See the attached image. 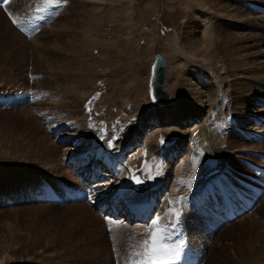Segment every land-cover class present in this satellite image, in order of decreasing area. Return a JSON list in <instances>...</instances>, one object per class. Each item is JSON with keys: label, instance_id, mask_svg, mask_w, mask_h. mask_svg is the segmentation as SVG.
I'll return each instance as SVG.
<instances>
[{"label": "rangeland", "instance_id": "374dc122", "mask_svg": "<svg viewBox=\"0 0 264 264\" xmlns=\"http://www.w3.org/2000/svg\"><path fill=\"white\" fill-rule=\"evenodd\" d=\"M43 6L0 3V264H134L156 217L168 243L190 242L183 264H264V0ZM211 27L222 37L209 41ZM155 54L163 104L148 93ZM91 141L107 149L88 180L73 165L87 162ZM107 157L132 196L150 200L147 219L102 210ZM223 189L248 195L230 222L205 212L206 192Z\"/></svg>", "mask_w": 264, "mask_h": 264}, {"label": "bare ground", "instance_id": "6f19581e", "mask_svg": "<svg viewBox=\"0 0 264 264\" xmlns=\"http://www.w3.org/2000/svg\"><path fill=\"white\" fill-rule=\"evenodd\" d=\"M221 6H222V3H221ZM206 28H204V30H202L203 31V33L206 35V37H207V39L210 41V38L211 37H213V38H215V39H217V37L219 36V35H221V32L223 31V30H221V29H219L220 31H217V30H215L214 28H210V29H206ZM188 34V33H187ZM186 34V35H187ZM185 35V36H186ZM221 37H222V35H221ZM224 39V38H223ZM222 39V40H223ZM227 41V40H226ZM190 42V41H189ZM174 44V43H173ZM190 49H189V54L190 55H192V56H194V54H192V52L194 53V50H193V48H196L197 47V45L196 44H194V43H191L190 42ZM226 53V52H225ZM224 53V54H225ZM228 53V52H227ZM182 54V53H181ZM223 53H222V55H224ZM231 54V52L229 53V54H226V56L227 55H230ZM224 57H225V55H224ZM190 61V60H189ZM200 70V69H199ZM194 73V72H193ZM208 79L209 78H206L205 79V81H208ZM211 85V87H214V84H210ZM217 86V85H216ZM214 94V93H213ZM210 91H208V97H209V99H213V95ZM243 95V94H242ZM196 101H200V99H196ZM194 108V107H193ZM196 111V110H195ZM188 117H190V114H188L187 115V117L186 118H188ZM264 120V119H263ZM67 134H60L59 136H58V138H60V140H63V141H66V142H71L70 140L69 141H67L66 139V136ZM89 137V136H88ZM260 137V136H259ZM57 138V139H58ZM90 138V137H89ZM59 140V139H58ZM94 142V141H93ZM92 141H91V143L92 144H90V145H93L94 147L92 148V151H91V155H90V158H88L89 159V162L90 161H92L93 160V163H96V158L98 157L99 158V156L102 158V154H104L105 153V150L107 149V147H106V145H105V143L103 142V144L102 143H93ZM173 144V143H172ZM171 144V145H172ZM170 146V145H169ZM66 152V151H65ZM65 152H63V153H61L60 155L62 156V158H63V160L64 159H70V155H68L71 151H69L68 150V152H67V154L65 153ZM88 152V151H87ZM78 156H80V152H77V153H75V155L74 156H72V157H78ZM81 157V156H80ZM79 158V157H78ZM73 159V158H72ZM75 159V158H74ZM103 161H104V159H103ZM105 161H106V163H105V168L104 169H106V170H104V174H108V173H110L109 171H111L112 173H114V174H111V175H113L112 176V180H109L108 182H109V184H107V183H105V185L107 186V191L109 192V193H105L106 194V196H108L107 198H106V196L105 197H102V196H99L97 199H99V201L100 200H102V199H104L105 198V200H107L108 198L110 199L111 198V200L112 201H110V202H108V203H105L104 204V208L105 209H107V210H109L108 211V213H107V215H109V216H111V217H113V218H116V219H119V220H121L122 218H123V220H126V219H129V218H126L124 215L125 214H128L130 211L132 212L134 209H139V210H142V211H147L148 209H149V206H150V200H148V201H144L145 199H142V197L140 198V197H133L132 196V186H133V183H132V180H131V178L129 177L128 179L127 178H125V176H127L125 173H124V171L123 170H121V168L119 169V167H116V164H114V162H113V160H112V158H105ZM86 162V161H85ZM83 163V164H86L85 166H81L80 168H79V170L80 171H82V173H83V171H86V167H88V165H89V163ZM99 162V161H98ZM116 163V162H115ZM88 164V165H87ZM92 167H93V164H92ZM252 167V166H251ZM89 171V173H87L86 175H84V176H86V178L88 179L89 178V176H90V174H92L93 173V169H92V173H91V167L88 169ZM106 171V172H105ZM258 173H259V171H257ZM80 177H81V179H82V177H84L83 175H79ZM113 178H115V181L117 182H119L118 183V186L116 185L117 183H115V181H114V179ZM89 180V179H88ZM111 181V182H110ZM102 183V182H101ZM115 183V184H114ZM95 185V184H94ZM94 185H91V186H94ZM139 185V184H138ZM96 186V185H95ZM101 186V185H100ZM213 189V188H212ZM105 190V189H104ZM135 191V190H134ZM104 193V192H103ZM207 193V195H208V197H210V196H216V193L214 192V190L213 191H211V195H209V191H207L206 192ZM222 193L224 194V196H227V192H226V190L225 189H223L222 190ZM100 195H103L102 193L100 194ZM245 196V195H244ZM248 196V195H247ZM114 197L115 198H120L119 200H113L114 199ZM122 197V198H121ZM139 198V199H138ZM96 199V200H97ZM250 199V198H249ZM89 200V199H88ZM121 200V201H120ZM233 200V199H232ZM235 201V200H234ZM101 202H103V201H100L99 203H101ZM118 202V203H117ZM235 202H238V201H235ZM209 205V204H208ZM175 208V207H174ZM249 210V209H248ZM247 210V211H248ZM206 212V211H205ZM207 213V215L210 217V218H217V217H219V216H214V215H212V214H210V213H208V212H206ZM182 237H184V236H181V238ZM176 243H181L180 242V239L178 240V242H176ZM182 244V246H185V247H190L191 246V244H190V242L187 240L185 243H181ZM194 250V249H193ZM195 252H196V250H194Z\"/></svg>", "mask_w": 264, "mask_h": 264}, {"label": "snow or ice", "instance_id": "6c2138e0", "mask_svg": "<svg viewBox=\"0 0 264 264\" xmlns=\"http://www.w3.org/2000/svg\"><path fill=\"white\" fill-rule=\"evenodd\" d=\"M0 3L7 5L9 4V0H0ZM66 3L67 0H44V6L38 8L37 10L40 12H44L49 8L59 7L62 4ZM13 23L16 24L17 20L13 19ZM113 139H116V137H113ZM163 142L164 141L162 138L161 143ZM108 147H113L112 141H109ZM193 163L195 164V161H193ZM156 167L158 169L159 165H157ZM148 175L149 179L154 178L151 174ZM136 183H143V181L137 178ZM171 203L173 202L169 201V204ZM173 215L178 219L180 213L175 208H168L165 212V216ZM161 220L162 217H156L155 219L151 220L150 227L153 229V231L146 237L145 240L140 242L141 251L133 253L134 256L137 257L134 264H174L175 261L180 259L182 244H171L167 242L168 236L166 233V225L164 227H161Z\"/></svg>", "mask_w": 264, "mask_h": 264}, {"label": "water", "instance_id": "95a60500", "mask_svg": "<svg viewBox=\"0 0 264 264\" xmlns=\"http://www.w3.org/2000/svg\"><path fill=\"white\" fill-rule=\"evenodd\" d=\"M163 71H164L163 59L159 54H155L154 60L150 66L148 91H149V96L158 104H162L168 99V93L162 85ZM172 140H173L172 136L163 138L164 143H170Z\"/></svg>", "mask_w": 264, "mask_h": 264}]
</instances>
